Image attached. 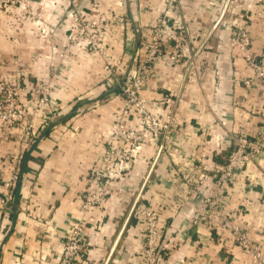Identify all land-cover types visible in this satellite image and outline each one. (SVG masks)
I'll return each mask as SVG.
<instances>
[{
  "label": "crops",
  "instance_id": "1",
  "mask_svg": "<svg viewBox=\"0 0 264 264\" xmlns=\"http://www.w3.org/2000/svg\"><path fill=\"white\" fill-rule=\"evenodd\" d=\"M67 1L29 0L32 17L23 8L0 4L2 71L30 73L32 84L50 83L52 97L61 108L60 116L25 149L13 140L0 142V154L23 158L15 187L18 199L4 209L0 206V264H55L68 222L80 217V194L103 152L117 110L100 57L83 51L82 41L72 46L69 56L60 57L76 27V15L65 13ZM71 1L76 12L90 20L103 11L124 13L123 25L106 32H111L106 43L120 60V74L131 61L133 25L145 26L168 10L165 0ZM177 1L169 24L176 22L192 56L171 67L160 82L148 80L145 95L151 102L162 100V94L170 96L166 113L176 117L180 132L169 150L159 155L157 145L144 135L128 168L120 172L112 168L109 186L118 191L85 216L88 257L107 264H143V239L138 218L131 212L135 197L141 194L148 198L144 203L158 213L159 264H257L216 216L194 226L198 200L181 199L182 186L171 179L174 174L194 176L204 167L223 163L231 151L224 140L226 132L264 133V88L251 96L249 104L241 103L243 88L234 87L232 80L249 71L235 50L218 48L228 46L234 20L240 19L255 57L264 56V2L230 0L224 10L226 0ZM204 41L205 56L197 57L207 63L203 82L190 77L199 76L200 71L188 70V64ZM217 84L221 93L215 91ZM232 97L239 102L236 107L222 102ZM218 112L229 114L232 121L221 124L214 115ZM210 187L207 184L203 191ZM3 193L0 188V199ZM174 201L180 206H173ZM222 203L224 214L258 247L264 264V162L259 168L250 167L247 176L229 186Z\"/></svg>",
  "mask_w": 264,
  "mask_h": 264
},
{
  "label": "built area",
  "instance_id": "2",
  "mask_svg": "<svg viewBox=\"0 0 264 264\" xmlns=\"http://www.w3.org/2000/svg\"><path fill=\"white\" fill-rule=\"evenodd\" d=\"M229 1L226 0L224 10L227 9ZM177 2V0H165L168 10L163 11V15L154 22L139 26L144 28L139 29L133 25L135 35L131 61L120 74L118 69L120 60L112 55L106 43L107 38L111 37V32H106L111 26L123 25L124 13L114 15L103 11L97 18L90 20L76 12L71 0L67 1L65 13L76 15V27L69 37L70 46L63 50L60 57L69 56L72 46L80 41L83 42V51L100 57L106 83L112 90L111 99L116 102L117 110L112 118L103 152L97 159L95 167L90 170L86 188L80 194L81 201L78 208L80 217L76 221L68 222L67 231L58 243L59 252L54 257L55 264L108 263L91 260L88 257L90 242L86 230V214L118 191L109 186L112 168H116L118 172L128 168L144 135L149 136L157 145V155H159L160 152L169 150L168 145L180 132L181 128L176 117L171 112L166 113L165 106L170 96L162 94V100L151 102L145 95L148 80L154 79L155 82H160L162 76H166L171 67L177 68L182 65L184 58L190 55L182 32L177 31L176 22L169 24L170 12ZM0 4L9 8L15 6L23 8L27 16L32 17L29 0H0ZM233 27L228 46L224 49L223 45H219L218 48L231 52L235 50L245 63L249 75L234 78L232 83L234 87L243 88L241 103L249 104L251 96L264 88V56L255 57L250 35L240 19L234 20ZM205 43L202 42L192 53V62L188 64V70L191 68L200 71L199 76L193 74L190 77L203 82L207 76V63L202 58L197 60V57L205 56ZM2 68L0 60V142L13 140L24 145L25 149L29 143H33L38 138L41 131L53 119L60 116L61 108L52 97L53 89L50 83L32 84L33 76L30 73L19 71L12 75L3 72ZM161 88L166 90L168 87L163 84ZM215 91L221 93L220 84L216 85ZM222 102L232 107H236L239 103L233 97L224 98ZM211 109L214 111V108ZM214 115L221 124L232 121L227 113L218 112ZM247 115L254 117V114ZM226 134L224 140L231 151L223 163L212 168L204 167L200 174L194 176L174 174L171 180L182 186L181 199L187 202L190 198L198 200L197 212L192 220L194 226L205 222L209 216H216L237 243L252 254L257 264H261L260 250L248 233L240 230L224 214L222 201L223 194L229 186L236 184L240 177L247 176L250 167L259 168L264 162V133L251 134L238 130ZM22 160L21 154H0V188L4 189L3 197L0 199L1 209L14 200L13 190L20 179ZM6 166L11 168L10 171L6 170ZM177 171L182 172V169ZM207 184H212V187L203 191ZM147 200V197L138 194L132 203L131 212L138 218L143 239L141 248L143 264H159L162 255L158 213L144 203ZM180 204L181 202L174 201L173 206Z\"/></svg>",
  "mask_w": 264,
  "mask_h": 264
},
{
  "label": "trees",
  "instance_id": "3",
  "mask_svg": "<svg viewBox=\"0 0 264 264\" xmlns=\"http://www.w3.org/2000/svg\"><path fill=\"white\" fill-rule=\"evenodd\" d=\"M13 194H14V201L18 199V193H17V188H15L13 190Z\"/></svg>",
  "mask_w": 264,
  "mask_h": 264
}]
</instances>
